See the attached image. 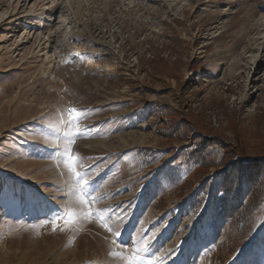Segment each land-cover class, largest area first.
<instances>
[{
  "label": "rangeland",
  "instance_id": "1",
  "mask_svg": "<svg viewBox=\"0 0 264 264\" xmlns=\"http://www.w3.org/2000/svg\"><path fill=\"white\" fill-rule=\"evenodd\" d=\"M73 108L77 171L122 244L59 230ZM225 146L264 156V0H0V264H122L139 238L141 264H264V204L242 243L218 214Z\"/></svg>",
  "mask_w": 264,
  "mask_h": 264
},
{
  "label": "trees",
  "instance_id": "2",
  "mask_svg": "<svg viewBox=\"0 0 264 264\" xmlns=\"http://www.w3.org/2000/svg\"><path fill=\"white\" fill-rule=\"evenodd\" d=\"M198 138L187 154L192 164L203 168L215 161L210 141L206 137ZM223 150L230 161L219 181L218 214L228 220L230 232L242 243L255 232L260 221L258 211L264 204V156H238L227 146Z\"/></svg>",
  "mask_w": 264,
  "mask_h": 264
},
{
  "label": "snow or ice",
  "instance_id": "3",
  "mask_svg": "<svg viewBox=\"0 0 264 264\" xmlns=\"http://www.w3.org/2000/svg\"><path fill=\"white\" fill-rule=\"evenodd\" d=\"M69 119L66 121L69 128V136L67 145L64 148L62 155L64 156L65 166L71 170L73 177V184L71 187V203L63 210V215L60 216V220L64 221L65 227L59 228L61 231H80L84 224L99 221L109 232V234L116 238L113 240V245L117 243H124L119 240L122 235L116 224H110L112 217L108 214L106 209L97 208L96 205L103 199L101 196H97L95 193L97 189L92 186V182L89 179L91 169L83 168L77 171L81 167V161L84 157L79 154L73 155L72 145L74 143V137L76 135L83 136L84 131L72 130L76 128L77 124L82 119L85 110L82 109H69L67 110ZM79 113V115H75ZM53 231L58 230V224L55 219L52 221ZM134 247L129 254H125L124 249L110 252V255L120 260L122 264H141V253L147 251L145 247L146 241L142 238L132 241Z\"/></svg>",
  "mask_w": 264,
  "mask_h": 264
},
{
  "label": "bare ground",
  "instance_id": "4",
  "mask_svg": "<svg viewBox=\"0 0 264 264\" xmlns=\"http://www.w3.org/2000/svg\"><path fill=\"white\" fill-rule=\"evenodd\" d=\"M40 9H41V8H40ZM44 9H45V8H44ZM41 10H42V9H41ZM41 12H42V11H41ZM27 23H28V22H27ZM57 146H58V145L56 144L55 147H57ZM9 177L11 178V176H9ZM36 189H38V188H36Z\"/></svg>",
  "mask_w": 264,
  "mask_h": 264
}]
</instances>
